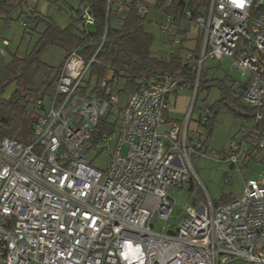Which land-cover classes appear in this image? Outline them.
Listing matches in <instances>:
<instances>
[{
    "label": "built area",
    "instance_id": "obj_1",
    "mask_svg": "<svg viewBox=\"0 0 264 264\" xmlns=\"http://www.w3.org/2000/svg\"><path fill=\"white\" fill-rule=\"evenodd\" d=\"M200 1L206 4L198 17L184 14L188 31L201 38L198 56L188 52L184 61L197 66L193 89L206 59H230L257 122L264 110V0ZM136 9L143 17L149 7L140 1ZM81 18L93 23L86 10ZM173 19L166 15L163 33ZM104 36L90 60L71 53L54 94L36 101L28 142L0 139V264H264V172L246 181L233 201L182 206L178 228L153 231L155 222L172 217L170 190L187 179L190 156L205 155L200 126L189 129L194 101L184 121L160 135L179 88L177 73L144 82L125 95L122 107L117 83L112 92L107 88L113 71L100 83L107 97L81 95ZM172 43L167 56L181 45L178 37ZM117 109L120 126L102 132L97 145L110 152L101 171L87 157V142L99 119ZM208 112L204 106L202 123ZM257 151H264V136L253 128L228 142L225 161L237 166Z\"/></svg>",
    "mask_w": 264,
    "mask_h": 264
},
{
    "label": "trees",
    "instance_id": "obj_2",
    "mask_svg": "<svg viewBox=\"0 0 264 264\" xmlns=\"http://www.w3.org/2000/svg\"><path fill=\"white\" fill-rule=\"evenodd\" d=\"M140 1L146 3L144 0H124L122 2L111 0L110 3L108 0H78V6L75 8L72 3L66 0H46L45 2L50 4H63V8H61L66 11L69 21L66 27H60L47 14L39 12L37 6L31 5L29 0H0V19L6 25L12 20L14 13H18L19 16L24 15L27 20L32 21L36 27L43 26V31L38 34V39L32 50L23 56L13 54L11 60L5 63L0 71V95L6 86L12 83L16 85L15 91L8 99L0 98V139L8 138L19 143L29 141L35 121L36 101L54 94L56 82L71 53L75 52L86 61L91 59L102 41L104 32V41L95 55L94 62L90 65L87 73L88 78L83 80V85L80 87L81 95L107 97L106 91L100 88V83L107 79L109 71H113V77L107 81V88L110 89V92L114 89V83L116 82L118 86L120 80L124 82V87L117 91L128 95L139 90L146 81L160 82L164 76L175 73L179 80L178 90L181 88L193 90L197 66L190 61L187 64L184 61L188 52H192L195 57L198 56L201 38L197 37L195 48L191 50L180 45L171 56L166 58L155 56L151 51L153 38L143 27L145 16L141 17L136 9V4ZM153 1L154 8L174 18L172 26L175 31L169 35L170 42L174 37L186 33L181 30V26L185 22V11H191L192 18L195 19L201 14L202 6L206 4L200 0H190L188 3L181 0ZM146 4L150 7L148 3ZM120 7L122 10H119ZM83 10H86L92 17V24H85L82 20ZM122 12L125 15L119 25L111 24L109 18L116 17ZM23 27L28 29V24L24 23ZM50 47L60 49L64 53L58 67L50 66L42 60V54ZM202 75L201 67L197 90L202 84ZM93 80L95 82L92 86ZM205 82L208 83V88L216 85L214 81ZM218 88L225 95L221 93V98L217 103L228 107V101L233 100L232 91L221 86ZM245 88L246 85L239 83L236 94L241 101ZM233 104L238 108L245 109V115L238 113V116L248 118L253 123L254 130L264 136V110L261 112V120L256 122L254 108L249 105L244 107L235 100ZM209 111L213 113L212 108H209ZM109 115L111 112L100 118L92 131L87 142V153L92 150L96 151L102 132H113L117 128L116 123L108 121ZM166 115L165 111L164 121ZM211 121L212 119L209 117L205 123L202 124L201 121L198 123L207 131L204 134L201 130L200 135L201 139L203 137V154L211 151L208 145V138L212 131ZM251 156L248 154L246 158ZM189 183L192 189V179ZM235 198L228 197L221 202L212 204L213 207H218Z\"/></svg>",
    "mask_w": 264,
    "mask_h": 264
},
{
    "label": "rangeland",
    "instance_id": "obj_3",
    "mask_svg": "<svg viewBox=\"0 0 264 264\" xmlns=\"http://www.w3.org/2000/svg\"><path fill=\"white\" fill-rule=\"evenodd\" d=\"M73 4L76 8L78 0H66ZM149 4V9L143 19V27L152 38L151 51L159 58H166V52L172 47L173 43H168L167 38L173 34L175 28L170 26L169 32L163 33L160 26L166 23V15L162 11L153 7V0H144ZM188 3L190 0H181ZM63 8V4H50L45 1H39L38 10L47 14L60 27H66L68 24V15ZM124 12L120 18L124 16ZM114 17H110V23L113 24ZM23 23L28 24V29H24ZM183 27L188 26L186 23ZM186 30V31H187ZM43 31V26L38 27L32 21L25 18L24 15L19 16L14 13L12 20L6 25L0 19V71L5 63H8L13 54L23 56L25 53L32 50L35 42L38 39V34ZM186 38H195V34L187 31ZM184 38V35H180ZM3 41L8 43V46H3ZM184 43H186L184 41ZM193 46V44L191 45ZM63 51L55 47H50L42 54V60L50 66L58 67L63 59ZM232 62L230 59H223L217 61L213 59H206L203 63L202 84L199 89L188 90L181 88L177 93L170 96V103L172 106L167 110L165 122L158 128L160 135L166 133L172 121H184L186 114L191 106L192 99L195 101L193 113L189 123V129L197 128L200 121L201 110L204 106L212 108V112L207 113V118H211L212 131L208 138V145L211 151L205 155H193L190 157L189 174L187 179L174 186L170 190V195L173 204V214L169 221L155 222L153 224V231L156 233L166 232L178 228L184 218L183 207L185 205H202L208 207V199L213 203L221 202L228 197H239L242 194L244 183L248 180H257L259 175L264 172V151H257L254 155L248 158H240L237 166H232L225 161L227 158L226 152L228 150V142L231 139L240 141L253 128V123L245 117L238 116V113H246L245 109L238 108L233 104L237 101L242 106L247 104L238 99L236 91L241 81V74L236 69H230ZM88 78V75L85 76ZM205 81H214L215 86L208 88ZM94 80L91 82L93 86ZM228 88L233 93L232 99L228 101V107L218 104L221 98V93L224 94L218 87ZM124 82L120 80L117 89H123ZM16 89L14 83L6 86L0 95L1 99H8ZM125 95L121 96L120 107L125 102ZM237 113V114H236ZM121 109L113 110L108 116V121L116 123L117 128L121 124ZM203 124V123H202ZM204 134L207 133L205 127L200 126ZM114 148V143L111 144V149ZM109 150H96L87 153V157L92 162L93 167L104 171L109 161ZM190 179H192L193 186L190 187Z\"/></svg>",
    "mask_w": 264,
    "mask_h": 264
},
{
    "label": "crops",
    "instance_id": "obj_4",
    "mask_svg": "<svg viewBox=\"0 0 264 264\" xmlns=\"http://www.w3.org/2000/svg\"><path fill=\"white\" fill-rule=\"evenodd\" d=\"M29 2H30V4L31 5H36L37 6V9H38V3H39V1H37V0H29ZM39 11V10H38ZM40 12V11H39ZM123 13V12H122ZM122 13H120L118 16H116V17H114L113 18V25L114 26H116V25H119V23H120V21H121V19L124 17H122V18H120V15L122 14ZM184 23H186V22H184ZM186 25H187V23H186ZM174 28V27H173ZM181 30L182 31H185V32H187L188 30H187V28L186 27H183V25L181 26ZM187 30V31H186ZM176 37H178L179 39H180V41H181V45H183L185 48H187V49H189V50H191V49H193V48H195V45H196V36H195V38H186L187 36H186V34H184V38H180V35H178V36H176ZM173 38V37H172ZM167 41H168V43H170V38L168 37L167 38ZM184 41L186 42V43H184ZM193 44V46H191ZM178 50V48L175 50V52ZM107 77H110V74L108 73L107 74ZM240 84H244V81L242 80V78H241V81H240ZM245 85V84H244ZM181 122L182 121H172L171 123H174V124H181Z\"/></svg>",
    "mask_w": 264,
    "mask_h": 264
},
{
    "label": "snow or ice",
    "instance_id": "obj_5",
    "mask_svg": "<svg viewBox=\"0 0 264 264\" xmlns=\"http://www.w3.org/2000/svg\"><path fill=\"white\" fill-rule=\"evenodd\" d=\"M234 2H235V0H234ZM238 6H242V0H241V3Z\"/></svg>",
    "mask_w": 264,
    "mask_h": 264
},
{
    "label": "water",
    "instance_id": "obj_6",
    "mask_svg": "<svg viewBox=\"0 0 264 264\" xmlns=\"http://www.w3.org/2000/svg\"><path fill=\"white\" fill-rule=\"evenodd\" d=\"M171 233V232H170Z\"/></svg>",
    "mask_w": 264,
    "mask_h": 264
}]
</instances>
